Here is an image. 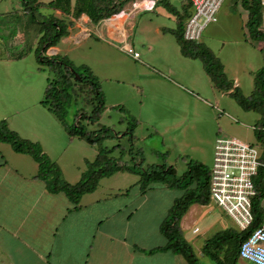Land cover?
I'll list each match as a JSON object with an SVG mask.
<instances>
[{"label": "rangeland", "instance_id": "obj_1", "mask_svg": "<svg viewBox=\"0 0 264 264\" xmlns=\"http://www.w3.org/2000/svg\"><path fill=\"white\" fill-rule=\"evenodd\" d=\"M237 1H224L217 13L220 23L221 14L225 16L227 11L235 14L234 3ZM167 2L179 11L180 20L190 12L189 3L185 4V0ZM18 5L17 1L0 0V25L6 23L11 28L13 22L9 17ZM167 9L158 4L152 12L139 13L134 20L136 28L126 42L109 41L105 37H98L99 40L92 35L68 44L67 54L63 57L75 67H88L97 78L105 97V111L100 120L93 124L84 121L83 124L90 132L100 127L110 128L112 138L93 145L83 139L70 137L60 122L41 105L47 79H54V75L48 67L39 69L34 51L36 45L31 44L32 39L24 43L10 41L9 30L4 34L5 27L0 26L1 56L13 58L0 64V68L5 70L6 87L23 85L21 91H24L26 85L21 82L29 77L31 83L20 101L18 99L21 114L10 122L12 130L18 129L23 138L31 137V133L40 135L42 150L57 164L62 179L69 184L80 180L81 174L88 169V164L95 160L101 149L108 152V158L119 160L131 170L101 179L96 192L84 197V203L92 197L120 198L121 193L130 188L131 198L146 193L147 201L143 206L151 218L154 213L162 214L164 209L167 211L171 207L167 202L173 203L183 192L161 184H153L150 190L142 192L140 176L131 167L133 163L138 164L143 159L142 169L167 164L175 169L178 176L183 175L190 161L205 163L211 168L215 141L219 137L236 138L256 147L259 153H264V143L256 138L253 131V126H259L260 116L254 112H244L230 95L216 89L199 60L182 56L172 34L156 35L155 27H177L178 16ZM15 15L21 19L19 11L15 10ZM41 15H45L42 10L37 17ZM222 23L227 28L224 32L220 26L223 32L208 42L210 51L224 67L229 82L233 83L234 78L237 79L242 94L248 97L254 89L255 72L264 66V43L251 40L236 22ZM125 44L137 52L139 58L134 59L125 53ZM148 47L152 48L150 52L146 51ZM30 74L35 75V78ZM36 91L37 102L32 104L34 100L31 93ZM5 101L12 102V97L6 96ZM119 108L124 110V114ZM92 109V105L85 103L83 95H80L68 108L65 120L68 125H72L78 111L90 114ZM220 111L223 114L219 115ZM9 113V110H5V115ZM25 114L34 127L16 122V118ZM133 120L135 125H131ZM129 127L135 137L132 143L129 142ZM131 146L133 154L129 153ZM6 147L9 148L8 145ZM137 151H140L141 158H136ZM133 157L136 159L132 161ZM257 177L253 179L254 184L258 182ZM136 204L137 201H133V209ZM129 206L128 209H131ZM192 220L195 221L193 225ZM153 222L152 225H155L156 221ZM188 223L191 227L184 230L183 238L190 243L196 238L202 244L205 239L222 230L239 233L231 218L214 203L194 214ZM194 228L198 229L195 235L192 233Z\"/></svg>", "mask_w": 264, "mask_h": 264}, {"label": "crops", "instance_id": "obj_2", "mask_svg": "<svg viewBox=\"0 0 264 264\" xmlns=\"http://www.w3.org/2000/svg\"><path fill=\"white\" fill-rule=\"evenodd\" d=\"M12 1H17L19 4L12 11V16L9 17L13 25L11 28L6 23H1L0 25L5 27L4 34L5 31L9 30L10 41L24 43L31 38V44L36 45L34 50L36 51L43 33L46 32V34L50 35L53 33L52 26L49 24L51 18L59 20L64 25L65 34L59 39L57 44L48 47L42 52V55L47 57H63L64 54H67L68 44L80 39L90 38L92 35L97 36V38L105 37L109 41L126 42L129 35L136 28L135 17L141 12H152L158 4H162L165 7L168 5L170 9H167V11L178 16L179 20L181 19L179 11L174 6H171L167 2L168 0H116L117 4L120 1L123 2L121 10L107 19L100 20L98 23L91 22L85 13L79 17H74L72 12L75 0H70L71 14L68 15L49 7L48 3L52 0H39L36 3L37 5H35L36 10L33 14V19L27 14L20 0ZM185 2L188 5L189 1L185 0ZM242 2V0H238L234 3L236 5L235 14L227 11L225 16L221 14L219 20L221 23L222 21L227 23L236 22L237 26L242 31L244 29L248 35L246 28L248 10ZM15 10L21 13V19L15 15ZM41 10L45 12V15H41L38 18L37 14ZM189 11V14L181 20L183 24H185L192 13L190 3ZM221 23L219 22L225 32L227 27ZM176 29L155 27L154 31L156 35L161 36L171 35V32ZM261 30L264 31V28L261 27ZM125 46L128 45L125 44ZM206 46L210 50L209 43ZM151 50L152 48L148 47L146 51L150 52ZM12 59L8 56H1L0 52V64ZM39 69L43 70L44 68L39 66ZM33 70L36 73L35 68ZM35 75L30 74L33 78H35ZM29 80V77H27L23 82L20 81L26 85L24 91H21L23 85L16 88H14L15 85L6 87L5 70L0 68V122L5 121L11 131L17 133L22 139L38 143L42 149V138L40 135L31 133V137L23 138L18 129L12 130L10 123L12 119L14 120L15 117L21 114L18 99L20 101L21 96L27 90V86L31 85ZM235 88L240 90L239 83L234 78L232 89L229 91L218 90L230 95ZM8 95L12 97V102L10 103L5 101ZM31 97L34 100L32 104L37 102V91L32 92ZM5 110H9L10 113L5 115ZM218 113L219 115L223 114L221 111ZM16 122L34 127L30 125L26 114L23 117L16 118ZM257 130L258 127L256 125L253 126L254 133ZM262 133L264 134V128ZM6 145L8 144L0 143V264H188L182 256L171 252L148 253L150 250L165 246L166 239L160 232V225L174 202L168 201L167 204L171 207L167 211L164 209L162 214L154 213L150 218L149 214L145 213L146 208L143 206L147 201L146 193L141 196H137V193H134V196L137 197L131 198L129 197V188L125 193H121L122 196L120 198L102 199L92 197L84 203V197L93 195L96 192L95 190L82 196L78 206L74 207L63 194H49L45 189V184L35 179L38 168L31 157L16 154L9 145V148ZM250 146L257 150L256 147ZM42 152L44 151L42 150ZM260 154L258 151V155L261 157L262 154ZM190 162L200 164L208 170L207 178L209 182L211 168H208L205 163ZM175 173L177 178L182 176H178L176 171ZM151 185L153 184L148 186V190H150ZM195 187L196 184L193 183L189 185L187 190H193ZM181 191L183 192L182 195L175 198V200L183 196L184 190ZM208 200L205 205H191L182 215L179 222L182 236L184 230L191 227L188 219L208 207L210 203H214L210 196ZM133 201H137L134 209L132 208ZM129 205H131V209H128ZM216 207L220 208L217 205ZM152 218H156V220H150ZM153 221H156L155 225H152L151 222ZM194 223L195 221L192 220V225ZM224 231L229 230H222L219 233ZM229 232L234 234L233 231ZM192 233L194 235L197 234L198 229L194 228ZM211 238L205 239L202 244L196 238H193L191 243L184 239L191 246L198 264H252L240 259L239 256L234 257L235 246L233 243L230 244V241L216 247L215 251L212 250L213 255L216 257V259H213L212 253L206 254L204 252L205 243Z\"/></svg>", "mask_w": 264, "mask_h": 264}, {"label": "trees", "instance_id": "obj_3", "mask_svg": "<svg viewBox=\"0 0 264 264\" xmlns=\"http://www.w3.org/2000/svg\"><path fill=\"white\" fill-rule=\"evenodd\" d=\"M20 1L27 14L33 19V14L36 10L35 5H37L36 3L39 0ZM115 1L75 0L72 15L79 17L85 13L91 22L98 23L100 20L107 19L121 10L123 2L120 1L117 4ZM242 1L244 7L248 10L246 28L249 38L253 41L264 43V31L261 30L264 21L261 16L260 0ZM48 6L60 10L66 15L71 14L70 0H52L48 3ZM166 7L170 9L168 5ZM49 24L52 26L53 33L51 35L46 34V32L43 33V36L39 40L37 50L35 51L37 63L42 67H48L54 75V79H47L44 99L41 105L60 122L70 137L83 139L90 145L112 138L110 128L100 127L97 131L90 132L83 124L84 121L89 124L97 123L101 118V114L105 111V97L97 78L93 76L90 69L86 66L75 67L64 57H47L42 55L45 49L55 46L65 34V27L59 20L51 18ZM183 28L184 24L179 20L177 29L171 32L180 47L182 56L199 60L203 64L204 71L209 76L215 88L223 91L232 89V83L227 80L220 61L208 48L185 41L183 39ZM75 73L79 79L75 77ZM253 84L254 89L250 96L244 97L237 88L233 89L230 96L243 111L254 112L260 116L259 126L255 136L259 141H263L264 143V134L262 133L264 128V66L255 72ZM80 95H83L84 102L91 104L93 109L90 114L78 111L74 123L68 125L65 120L67 110L74 101H77ZM119 111L124 114L122 108H119ZM135 124L136 122L133 120L131 125ZM127 131L130 135L129 142L132 143L135 139L133 130L129 127ZM0 143L8 144L16 154L31 157L38 168L35 179L45 184V189L49 194H63L74 207L78 206L82 196L96 190L101 179L110 177L118 172L131 171L127 165L121 163L119 160L108 158L106 156L108 152L101 149L95 160L88 164V169L81 174L80 180L75 184H69L62 179L60 168L51 162L48 156L42 152L38 143L22 139L17 133L8 128L5 121L0 122ZM129 153L133 154L132 146L130 147ZM135 156L136 158H141L140 151H137ZM134 158H132V161ZM260 161L264 162V153H262ZM142 166L143 159L138 164L133 163V166H131L133 167V171L140 176L139 183L142 192H145L148 186L154 183H161L169 189L184 190L183 196L174 201L173 206L160 225V232L166 239L165 246L150 250L148 253L171 252L175 255L182 256L188 264H198L191 246L182 236L179 222L182 215L191 205H205L208 203V170L200 164L189 162L187 171L181 177L177 178L173 167L166 164L154 165L145 169H142ZM258 174V182L254 184L257 195L253 199L252 212L254 218L252 224L249 228L239 233L232 234V232L224 231L214 235L205 243L204 252L206 254L212 253V250L215 251L216 247L230 241V244L233 243L235 246L234 257H238L240 244L255 229L261 226L263 222L261 202L264 198V170L260 169ZM193 183L196 184V187L193 190H187L189 185ZM211 256L213 259H216L213 253Z\"/></svg>", "mask_w": 264, "mask_h": 264}, {"label": "built area", "instance_id": "obj_4", "mask_svg": "<svg viewBox=\"0 0 264 264\" xmlns=\"http://www.w3.org/2000/svg\"><path fill=\"white\" fill-rule=\"evenodd\" d=\"M188 1L192 13L184 24L183 39L207 48L208 42L222 32L217 13L225 0ZM260 5L264 21V0H260ZM124 51L134 59L139 58V54L129 46H125ZM260 169L264 170V162L260 161L255 148L236 138L216 139L209 176V196L240 232L253 222V199L257 195L253 179L258 176ZM261 209V226L240 244L238 254L240 259L252 264H264V198Z\"/></svg>", "mask_w": 264, "mask_h": 264}, {"label": "water", "instance_id": "obj_5", "mask_svg": "<svg viewBox=\"0 0 264 264\" xmlns=\"http://www.w3.org/2000/svg\"><path fill=\"white\" fill-rule=\"evenodd\" d=\"M75 77L79 79L78 75L75 73Z\"/></svg>", "mask_w": 264, "mask_h": 264}]
</instances>
